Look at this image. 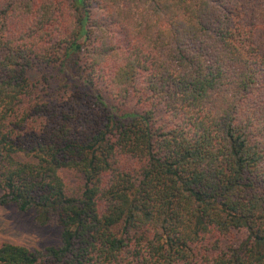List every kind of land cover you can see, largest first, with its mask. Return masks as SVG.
<instances>
[{"label":"trees","instance_id":"16d2710c","mask_svg":"<svg viewBox=\"0 0 264 264\" xmlns=\"http://www.w3.org/2000/svg\"><path fill=\"white\" fill-rule=\"evenodd\" d=\"M10 204L0 264H264V0H0Z\"/></svg>","mask_w":264,"mask_h":264},{"label":"rangeland","instance_id":"374dc122","mask_svg":"<svg viewBox=\"0 0 264 264\" xmlns=\"http://www.w3.org/2000/svg\"><path fill=\"white\" fill-rule=\"evenodd\" d=\"M62 228L57 223H37L32 212H21L16 206L0 205V246L13 243L30 249H43L61 243Z\"/></svg>","mask_w":264,"mask_h":264}]
</instances>
